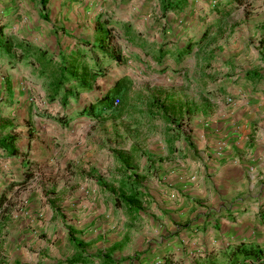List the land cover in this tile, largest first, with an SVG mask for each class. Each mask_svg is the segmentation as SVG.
<instances>
[{
    "label": "rangeland",
    "instance_id": "rangeland-1",
    "mask_svg": "<svg viewBox=\"0 0 264 264\" xmlns=\"http://www.w3.org/2000/svg\"><path fill=\"white\" fill-rule=\"evenodd\" d=\"M149 1L158 2L113 0L125 4L124 8ZM187 1L193 6L185 13L193 16L196 11L199 21L210 19L208 24L218 11L222 12L226 0ZM186 16H177L174 22L182 28ZM210 25L202 45L180 62L211 69L209 123L221 136L247 134L257 128L263 132L259 116L244 122L236 113H225L239 103L247 104L245 112L264 106V101L250 95L256 91L255 86L249 92H235L238 86L249 84L246 71L260 63L264 67V0H243L221 23ZM117 44L122 46L123 42L117 40ZM2 68L0 121L14 126L22 152L21 156L0 159V192L7 198L0 209V264H66V259L81 253L91 255L85 264H102L93 256L98 253H107L118 261L115 264H152L163 253L186 263L227 240L253 238L264 244V219L257 221L255 213L252 215V207L264 201V185L249 186L245 181L227 186L222 178H212L206 168L199 177L192 168L193 154L183 143L179 156L156 154L153 158L149 153L163 147V139L170 135L171 129L163 130L165 122L160 112L164 107L171 109L163 104L161 96L148 91L147 80L138 82L142 87L134 92L137 101L126 100L122 94L114 107L94 106L86 114L80 113L93 101L77 97L66 107L57 101H37L36 116L46 111L53 118L65 114L72 117L62 125L53 118L33 121L26 103L34 104L31 99L35 93L27 91L25 101L17 105L11 97L13 70L8 71L5 65ZM196 90L192 96L180 87L183 116L168 121L173 133L185 135L184 140L190 131L184 119L188 104L199 94ZM21 107L23 110H17ZM26 126L32 127L30 139L25 134ZM224 147L227 143L223 138L211 145L218 156ZM242 167L248 179L246 174L252 170L246 164ZM24 170L31 172V178L18 183ZM133 175L139 180L142 197L140 208L129 212L117 198L128 185L122 182L127 183ZM235 211L236 218L225 217L224 213Z\"/></svg>",
    "mask_w": 264,
    "mask_h": 264
},
{
    "label": "crops",
    "instance_id": "crops-1",
    "mask_svg": "<svg viewBox=\"0 0 264 264\" xmlns=\"http://www.w3.org/2000/svg\"><path fill=\"white\" fill-rule=\"evenodd\" d=\"M42 1L43 3L41 0H0V38L9 36L16 41L29 42L35 48L46 50L47 54L53 56L54 59H58V53H63L67 57L70 53L83 50L87 46L82 43L103 44L108 51L114 50L120 55V63L110 61L103 65L104 74L92 81L90 89L80 92L69 101H74L77 97L82 101H96L120 77H124L126 80L124 92L126 100L137 101L134 92L142 87V84L138 86V82L142 83L147 80L148 91L161 96V100L165 101L163 104L171 109V112L166 107L161 109L160 115L165 122L163 130L171 129V132L166 138L163 136L165 139H163V147L156 151L149 150V153L154 154L153 158L157 156L156 154L179 156L183 143L188 152L193 154L192 168L194 172L199 173V177L204 174V168H206L208 173H212V178H222L227 186L245 183V181L249 186L264 185V129L263 132H260V128L253 132L249 130L247 134L246 132L233 135L231 132L222 136L216 134L219 132L213 130V125L209 123L212 117L207 115V112L211 111L212 102L210 67L206 69L205 66H183L180 63L182 59L190 57L191 53L193 54L197 50V46L202 45L211 28L209 24L212 22L215 25L221 23L236 4L224 0L222 12L218 11L214 21L207 24V20H210L208 17L199 21L200 18H197L196 11L193 16L185 13L193 6L188 1L182 9L165 13L161 11L160 3L152 1L138 3L132 7L127 5L125 8V4L113 2V0ZM213 6L210 5L211 8ZM137 13H141L142 16H138ZM181 15H187L182 28L174 22V18ZM170 20L172 21L170 22ZM117 40L123 42L122 46L117 44ZM3 65L7 67L8 71L13 70L11 97L14 101H18L17 105H20L21 101H25L27 91H32L35 93L31 99L34 104L26 103L29 110L28 116L36 122L41 119L40 117L44 120L48 119L41 116L40 113L36 116L37 111L35 110V106L38 105L37 101L43 104L49 101L44 92L47 80L40 78L37 75V69L33 66L23 65L20 62L10 66L5 56L0 54V89L4 88ZM260 66L262 63L255 69L245 72L249 84L245 88L238 86L235 92L238 93L241 90L249 92L255 86L256 91L250 95L264 101V67L260 68ZM195 85H197V90L193 87ZM181 86L189 93L191 92L192 96L194 90L199 92L193 99L191 98L192 101L188 104L190 108H188L189 112L184 121L189 123L190 131H187L189 136L186 135L188 138L186 140H184L185 135H181L178 131L173 133V128L168 127L170 119L183 116L181 111L184 106L179 103ZM94 91L97 93L94 94ZM89 96L92 98L89 99ZM138 100L142 101V99ZM257 103L258 101L255 105ZM244 104L239 103L236 107H232L229 109V113H225V116L236 113L242 115L239 118H244V122L245 120L252 122L251 118H256L257 115L262 118L258 120V125L264 123V106L258 105V107H254L253 111L245 112V108L248 106ZM17 110H23V107ZM41 113H46V111ZM258 125L256 124V126ZM26 128L28 131L25 134L30 139L29 133L32 127L26 126ZM219 138L225 139L227 147H224L223 152L218 156L214 154L211 145ZM19 140L18 138L16 146ZM18 150L20 153L22 152L19 148ZM1 158L11 157L4 156L0 150ZM242 164L250 166L249 168L252 170L246 174L248 179L244 177L243 169L245 167H242ZM258 172L262 173L257 175ZM253 173L256 176L250 177L249 174ZM162 174L164 175V173ZM262 211H264V201L258 206L252 207V215L255 213L257 221L264 219L260 214ZM224 214L227 218H236L237 212ZM239 216L244 218L242 215ZM235 221L238 222L239 219H235ZM257 241V239L243 237L235 241L227 240L222 246L205 249L203 254L210 250L220 251L230 244L239 242L264 247V244ZM203 254L195 255L186 263H178L169 253H163L162 256H171L176 264H189L193 258Z\"/></svg>",
    "mask_w": 264,
    "mask_h": 264
},
{
    "label": "trees",
    "instance_id": "trees-1",
    "mask_svg": "<svg viewBox=\"0 0 264 264\" xmlns=\"http://www.w3.org/2000/svg\"><path fill=\"white\" fill-rule=\"evenodd\" d=\"M243 0H227L228 3L238 5ZM163 13L182 9L187 0H158ZM41 3L43 1L41 0ZM83 50L70 53L65 57L63 53H58V59L47 54L46 50H41L30 45L29 42L16 41L12 37L5 36L0 38V54L4 55L7 63L13 66L16 62L23 65L35 67L37 75L47 80L44 86V92L49 101H57L61 107H66L71 98H75L80 92L90 89L92 81L104 74L106 63L113 61L120 63V55L114 50L108 51L103 44H87ZM126 89V80L120 77L113 82L110 88L96 101L87 105L80 114H86L92 111V107L112 108L113 98L124 94ZM119 101V98H118ZM93 104V105H92ZM47 118H53L50 114L43 113ZM72 118V117H71ZM67 114L56 115L53 119L64 125L69 119ZM14 126L9 122H0V150L7 157L21 155L16 142L18 136L13 132ZM31 178V172L24 170L23 178L18 183H22ZM126 188L120 192L118 199L119 204L123 205L129 212L137 211L140 208L141 191L138 189L139 180L133 175L127 178ZM4 192H0V209L6 201ZM261 216L264 217V211ZM79 245L80 243H76ZM98 258L102 264H115L117 260L113 259L107 253H98L93 255ZM93 258V257H92ZM91 255L87 253L75 254L66 259V264H85L89 263ZM63 264V263H51ZM153 264H176L169 255H163ZM189 264H264V247L257 244L239 242L230 244L220 251H208L202 256L193 258Z\"/></svg>",
    "mask_w": 264,
    "mask_h": 264
},
{
    "label": "built area",
    "instance_id": "built-area-1",
    "mask_svg": "<svg viewBox=\"0 0 264 264\" xmlns=\"http://www.w3.org/2000/svg\"><path fill=\"white\" fill-rule=\"evenodd\" d=\"M117 103H118V98H117V97L113 98V100H112V105L114 106V105H116Z\"/></svg>",
    "mask_w": 264,
    "mask_h": 264
}]
</instances>
